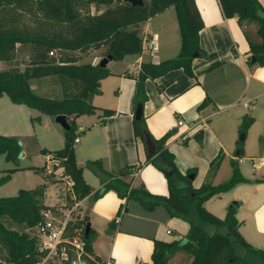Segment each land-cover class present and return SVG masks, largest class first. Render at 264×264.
Listing matches in <instances>:
<instances>
[{
    "label": "trees",
    "instance_id": "trees-1",
    "mask_svg": "<svg viewBox=\"0 0 264 264\" xmlns=\"http://www.w3.org/2000/svg\"><path fill=\"white\" fill-rule=\"evenodd\" d=\"M224 18H236L249 45L250 66L264 64V7L257 0H218ZM173 8L178 24L180 49L178 54L160 63H142L135 80L134 107L146 101L144 81L155 79L171 70L181 68L188 77H193L191 64L193 55L203 57L198 45V34L203 27L194 0H148L142 6H132L124 0H0V61H11L15 53L23 49L29 52V62L23 71L16 67L0 71V97L6 95L14 105L34 109L44 116L55 118L63 115L69 125L63 131V146L49 152L40 150L42 156L63 169L62 176L72 183L66 195L68 206L80 202L92 192L83 178V168L75 158L74 140L78 137L76 119L91 115L97 109L92 105L94 96L100 94V82L110 73L106 66L82 62V56L90 50H102L100 58L121 61L126 56L142 53L141 26L150 18ZM93 10V12H91ZM23 15L34 19L36 27L21 23ZM253 32V34H252ZM100 59V60H101ZM48 78L60 86V96L48 97L32 88L33 81ZM207 100L198 106L201 109ZM114 111L103 109L104 118ZM39 121L40 118H34ZM252 124L251 118H243L241 133ZM135 139L144 143L149 136L155 145V155L147 156L143 163L130 168L136 171L150 164L165 177L168 196L151 194L144 187H131L122 177L109 174L101 161L86 163L100 180L102 187L94 198L113 190L120 199H134L151 211L156 206L166 209L170 217L180 218L189 225L184 243L154 240L152 264H167L175 251L191 257L189 264H264V250L254 248L239 233L240 222L235 214L238 203L225 209L224 217L218 218L204 208V203L213 196L226 193L234 186L246 182L236 162L231 161V176L218 185L202 184L193 189L189 169L181 174L174 164L173 155L165 147L169 133L159 139L152 138L144 118L132 120ZM21 152L18 141L0 135V156L6 162H16ZM237 158L243 156L242 143H238ZM220 157V156H219ZM210 164V170L218 168L220 158ZM38 170V168H30ZM44 169V167H42ZM16 169L0 172V186L10 180ZM264 183V180L261 181ZM56 209L44 205V187L19 190L13 197H0V252L4 253L2 264H36L46 255L40 251L34 228L43 221L42 212ZM87 219L70 221L67 233L73 235L81 230L85 250L92 255L94 233L84 235ZM88 264H104L97 260Z\"/></svg>",
    "mask_w": 264,
    "mask_h": 264
},
{
    "label": "crops",
    "instance_id": "crops-1",
    "mask_svg": "<svg viewBox=\"0 0 264 264\" xmlns=\"http://www.w3.org/2000/svg\"><path fill=\"white\" fill-rule=\"evenodd\" d=\"M257 1L264 7V0ZM194 4L203 23L198 45L204 56L193 59V77L179 68L153 80L146 79L142 117L152 138L169 133L165 147L173 155L178 171L185 174L189 169L195 170L193 189L204 183L221 184L217 179L222 166L228 164L230 175L231 161L236 162L246 182L215 197L222 201L223 209L231 201L238 203L235 217L240 222V235L252 247L264 250V64H248L251 57L243 30L236 18L223 17L218 0H194ZM140 37L142 53L106 64L110 74L101 80L100 94L92 99L97 109L91 117L85 115L75 121L82 128L74 145L75 158L92 192L74 208H79L94 233L91 257L101 263L152 264L154 240L175 241L181 246L189 229L186 221L170 217L164 207L147 211L134 199H120L113 190L94 198L102 184L94 173L91 180L84 173L87 162L99 160L104 170L130 182L131 187L142 186L151 194L168 196L164 175L152 165L130 171L148 156L144 143L133 135L136 107L132 76L139 72L142 63L157 64L178 54L180 36L174 9L150 18L141 26ZM203 100L207 103L198 109ZM103 109L114 114L104 118ZM247 117L252 124L241 133L240 124ZM239 134L245 135L243 141L237 139ZM249 137L257 139V148L247 145ZM238 143L243 149L240 158L235 156ZM218 157V168L210 170V164ZM44 158L49 164H56L49 156ZM62 171L57 165L53 173L62 175ZM54 179L49 180V186L57 185ZM45 195L44 205L52 206L45 203ZM117 217L119 222L115 223ZM190 262L189 255L175 251L167 264Z\"/></svg>",
    "mask_w": 264,
    "mask_h": 264
},
{
    "label": "rangeland",
    "instance_id": "rangeland-1",
    "mask_svg": "<svg viewBox=\"0 0 264 264\" xmlns=\"http://www.w3.org/2000/svg\"><path fill=\"white\" fill-rule=\"evenodd\" d=\"M143 1L148 2V0ZM21 23L28 27H36L34 19L27 15L22 16ZM102 52V50H90L85 56H82V62H96ZM28 62L29 52L27 49H23L15 53L11 61H0V71L12 67L23 71ZM32 88L43 96L51 98L60 96V86L48 78L33 81ZM36 117H39L40 120L35 121L34 118ZM88 117H91V115H88ZM63 131L53 118L44 116L26 106L14 105L6 95L0 97V135L15 138L18 143H21V153L24 154L23 157L17 158L16 162H6L4 157L0 156V172L6 169H16L10 175V180L0 186V197H13L19 190H30L42 186L44 187V194L46 193L45 196L47 197L45 198V203L52 205L48 207H53L56 210L60 209L63 213L72 210L70 219L73 221L82 219L79 208H74L78 202H75L70 207L68 206L66 195L70 191H68V186L64 185V181L67 180H62L64 178L62 175L53 173L55 168H57V164H49L46 161L47 159L40 153L42 149L49 152L59 150L63 146ZM240 135L237 138L238 140L240 139ZM249 144H253L257 148L259 142L257 139L251 140L249 137L247 145ZM30 168H38V170H31ZM229 168L228 164L222 166L217 182L222 183L231 176V172L230 175L228 174ZM84 169L86 178L91 180L93 172L87 167ZM55 177L57 178L56 180L54 179ZM50 179H54V183H57V185L49 186V184H52L49 181ZM129 200L132 201V199ZM204 206L207 210L212 211L216 217L223 218L225 209H223L222 201L219 198L212 197ZM3 257L4 253L0 252V264H2ZM49 264L54 263L50 261Z\"/></svg>",
    "mask_w": 264,
    "mask_h": 264
},
{
    "label": "built area",
    "instance_id": "built-area-1",
    "mask_svg": "<svg viewBox=\"0 0 264 264\" xmlns=\"http://www.w3.org/2000/svg\"><path fill=\"white\" fill-rule=\"evenodd\" d=\"M177 124L181 126L182 122L178 121ZM81 131L82 128L78 127L77 132ZM77 142L78 137L75 138L74 144ZM71 185L70 180H67L68 189L71 188ZM71 211L63 213L59 209L55 213L49 210L42 212L43 221L33 230L39 250L46 252V255L36 264H49L50 261L54 264H88L93 261L91 255L85 250L81 230H74L71 236L67 233ZM118 222L119 218L117 217L115 223Z\"/></svg>",
    "mask_w": 264,
    "mask_h": 264
},
{
    "label": "water",
    "instance_id": "water-1",
    "mask_svg": "<svg viewBox=\"0 0 264 264\" xmlns=\"http://www.w3.org/2000/svg\"><path fill=\"white\" fill-rule=\"evenodd\" d=\"M124 1L130 3L132 6H142L143 5V0H124ZM196 57H197V55L194 54L193 58H196ZM109 61H110V57L102 58L98 62V65L100 67H104V66H106V64ZM253 62H254V58L252 57L251 58V63H253ZM141 117H142V104H137L136 108H135V111H134V119L135 120H139ZM54 121L64 131H68L69 130V125H68V122H67L65 116H63V115L56 116L54 118ZM173 132L174 131H172V133ZM243 139H244V136H243V134H241L240 135V141H243ZM144 145H145V148H146L147 155L148 156H154L155 152H156V149H155V145L153 144V142L151 141L149 136L145 137ZM18 146H21V143H18ZM20 157H22V153L21 152H19L17 158H20ZM189 178L192 180L193 179V175H190ZM89 231H90V226L87 223V225L85 226L84 235L88 236Z\"/></svg>",
    "mask_w": 264,
    "mask_h": 264
}]
</instances>
